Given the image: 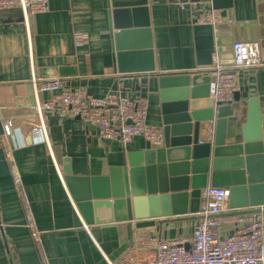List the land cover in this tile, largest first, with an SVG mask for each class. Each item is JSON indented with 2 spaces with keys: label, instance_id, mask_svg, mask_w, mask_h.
Listing matches in <instances>:
<instances>
[{
  "label": "crops",
  "instance_id": "obj_1",
  "mask_svg": "<svg viewBox=\"0 0 264 264\" xmlns=\"http://www.w3.org/2000/svg\"><path fill=\"white\" fill-rule=\"evenodd\" d=\"M216 4L221 7L217 8L220 22L230 18L253 23L247 28L241 25V30L256 35L264 63V0H217ZM211 8L210 1L148 0L155 70L124 76L112 69L105 0H48V10L30 14L27 21L18 8L0 9V264H106V259L118 261L139 235L190 238L197 218L189 212L154 217L153 225L141 228L134 220L85 222L65 186L59 169L65 156L77 175L104 174L146 139L134 136L125 143H106L92 125L52 110L43 111V128H37L39 121L32 123L31 130L24 126L25 120L36 117L30 110L32 77L48 78L42 76L45 69L73 66L75 75L56 76L64 86L102 96L117 80L122 93L146 101L147 122L161 127L154 73L210 69L218 38L212 25L197 23L196 16ZM236 32L240 34V29ZM229 55L224 51L218 58L228 61ZM233 96L257 97L264 106V64L238 71ZM48 97L47 91L37 93L38 101ZM245 107L246 102L240 103L242 120ZM5 121L12 124L7 139L12 160L4 150ZM207 130L208 136L212 125ZM26 212L33 215L37 238L25 224ZM219 218L218 236L247 233L264 239V210Z\"/></svg>",
  "mask_w": 264,
  "mask_h": 264
},
{
  "label": "water",
  "instance_id": "obj_2",
  "mask_svg": "<svg viewBox=\"0 0 264 264\" xmlns=\"http://www.w3.org/2000/svg\"><path fill=\"white\" fill-rule=\"evenodd\" d=\"M105 1L113 72L121 76L153 73L148 0ZM199 1H210L213 8H221L217 0ZM250 24L253 23L234 22L230 18L215 23L218 56L224 51L230 54L229 60H219L220 64H233L232 45L237 38L258 40L254 33L241 30V25L247 28ZM238 29L240 34L236 35ZM76 73L73 66H60L56 70L45 69L42 76ZM154 77L163 133L161 145L154 146L146 140L142 147L127 151L120 165L98 175H77L70 158L62 159L60 172L84 221L134 220L135 227L141 228L153 225L152 218L159 216L189 212L198 218L201 189L207 185L228 192L227 211L215 216L264 210V106L258 98L233 96L230 102H214L209 95V70L154 73ZM117 86L115 80L110 89L116 90ZM30 87V94L34 95L33 86ZM33 95L30 110L36 117L25 120L24 126L30 130L32 123L39 121L32 109L36 103ZM243 102L244 120L240 108ZM209 125L213 129L211 136L206 135ZM92 127L98 134V128Z\"/></svg>",
  "mask_w": 264,
  "mask_h": 264
},
{
  "label": "built area",
  "instance_id": "obj_3",
  "mask_svg": "<svg viewBox=\"0 0 264 264\" xmlns=\"http://www.w3.org/2000/svg\"><path fill=\"white\" fill-rule=\"evenodd\" d=\"M9 8L20 9L27 21L30 14L47 11L48 0H0V9ZM220 16L219 9L211 8L209 11L199 13L196 22L210 24L214 29ZM232 52L233 64L229 66L220 64L217 47L212 53L209 95L216 103L232 100L238 89L240 69L264 64L257 41H237L232 45ZM31 83L36 99L34 109L39 119L38 129L43 128L41 125L43 111L52 110L59 116H78L84 122L96 126L100 139L119 140L125 143L134 136H141L154 146L163 143L161 127L146 120L148 107L144 99L133 98L118 89H109L102 96H94L81 87L64 86L59 77H32ZM43 91L49 92V97L38 101L37 93ZM212 132L213 129L209 136ZM11 133V125L9 121H5L4 150L5 155L12 160V147L7 140ZM12 171L14 180L17 181V171L15 169ZM227 198L228 192L224 188L209 185L203 187L200 194L199 216L190 238L139 235L118 261L106 259V264H264V239L261 235L232 233L222 237L215 234V228L221 221L219 216L215 215L227 210ZM25 224L37 238L39 231L33 215L29 212L25 213Z\"/></svg>",
  "mask_w": 264,
  "mask_h": 264
}]
</instances>
